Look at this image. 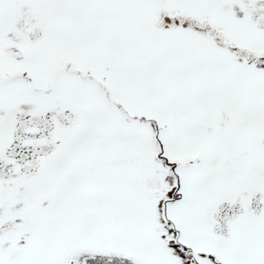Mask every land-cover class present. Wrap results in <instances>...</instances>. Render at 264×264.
Returning a JSON list of instances; mask_svg holds the SVG:
<instances>
[{
	"label": "snow or ice",
	"instance_id": "obj_1",
	"mask_svg": "<svg viewBox=\"0 0 264 264\" xmlns=\"http://www.w3.org/2000/svg\"><path fill=\"white\" fill-rule=\"evenodd\" d=\"M0 264H264V0H0Z\"/></svg>",
	"mask_w": 264,
	"mask_h": 264
}]
</instances>
